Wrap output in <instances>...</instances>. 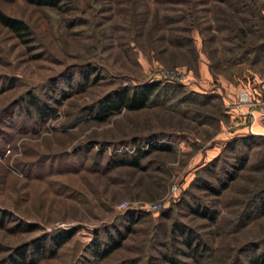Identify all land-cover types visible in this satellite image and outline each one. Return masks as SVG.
Listing matches in <instances>:
<instances>
[{
	"label": "rangeland",
	"instance_id": "rangeland-1",
	"mask_svg": "<svg viewBox=\"0 0 264 264\" xmlns=\"http://www.w3.org/2000/svg\"><path fill=\"white\" fill-rule=\"evenodd\" d=\"M193 1L196 60L169 42L170 28L181 23L171 25L166 15L187 8L171 0H65L56 11L0 3L30 32L18 38L0 26V211L7 213L0 261L18 246L32 248L43 234L69 229L72 235L51 253L49 244L43 253L30 249L28 264H247L264 251V214L256 206L264 198V135L241 142L245 133L233 131L225 108L254 69L234 63L240 52L234 29L248 13H235L233 0ZM254 1L264 18V0ZM250 22L243 25L246 46L259 42ZM257 25L264 29V20ZM149 82L160 85L146 107L97 114L118 88ZM28 94L54 112L39 118L26 105ZM151 135L173 150L153 151L143 170L104 169L107 157L144 146L126 142ZM242 156L244 167L218 196L199 189L218 188ZM172 184L177 191L162 200ZM121 202L128 203L124 211L117 210ZM149 203L161 205L150 212L143 208ZM202 208L215 212L214 223L194 212ZM130 209L138 217L132 231L97 260L93 243L124 232L122 214ZM175 225L204 245L198 262Z\"/></svg>",
	"mask_w": 264,
	"mask_h": 264
},
{
	"label": "trees",
	"instance_id": "trees-1",
	"mask_svg": "<svg viewBox=\"0 0 264 264\" xmlns=\"http://www.w3.org/2000/svg\"><path fill=\"white\" fill-rule=\"evenodd\" d=\"M16 1H22L27 5L38 7V8H46L49 10H61L63 4L65 5V0H0V3H14ZM214 3L224 4L225 0H213ZM235 2V10L234 12L237 14H243L244 12L248 13V19L253 20L256 18V22L259 24V21H263L264 18L260 16L258 10H256V4L254 0H233ZM174 3H180L181 5L186 6L187 8H175L173 10L174 13L166 15V20L171 25H179L181 26H172L170 30L173 34L169 38L170 44L174 48H182L189 55H191L193 60L197 59V50L195 47V39L193 37V31L197 28V20L194 15V1L193 0H171ZM175 5V4H174ZM229 7V4L228 6ZM176 11V12H175ZM248 19L238 18V24L235 27L234 32H238L237 35L233 36V39L238 41L237 49L240 51L239 56L235 59L234 63L246 64L250 68L255 69V65L262 60L263 52H264V29L257 31L255 27H257L256 22H250L249 26L254 31L253 34H256L259 42L256 44H252L251 46H246L244 39L246 38V31L243 28V25L248 23ZM0 26L5 28L7 31L14 34L16 37L21 38L23 36L29 35V27L25 22L20 19L10 17L6 15L0 8ZM178 32H182L183 34H178ZM260 33V34H259ZM233 63V64H234ZM212 68V66H211ZM259 69V68H258ZM86 75L89 73L86 72ZM160 83L159 82H149L144 83L138 86H134L131 88L128 87H120L115 90L113 93H110L105 100L101 101L98 105V113L97 114H106L110 113L112 110H117L123 107L127 111H136L146 107L151 100V98L155 95ZM204 101L212 100L213 98H209L207 96L198 95ZM26 105L31 108L39 118H43L54 112L50 107L45 106L43 103L41 104L36 100L31 94L26 96ZM185 101V99H183ZM200 106H204L207 102L199 103ZM221 107L217 106V109L221 113ZM104 112V113H103ZM204 117V116H197ZM192 118V117H190ZM202 118H198V122L203 123ZM256 138H263L262 136H254V135H245L241 136L240 141L244 144L248 142H253ZM160 136L151 135L144 139H136L133 138L130 141L126 142L127 145H147L146 148L140 149L136 148L132 153L121 152L116 153L107 157V160L103 163L104 169H111L119 166H127L137 170H143L145 168V164H142L143 159L149 156L153 151L157 152H170L173 150V146L170 144H166L163 142H157L161 140ZM143 147V146H140ZM236 165L234 168H231L230 172L225 177L223 182L219 183L218 188H212L207 184H203L199 189L206 190L208 193H211L214 196H218L220 192L226 189L229 182L234 179V175L236 172L241 170L246 162V157L242 156L237 158ZM262 167L264 168V155L261 158ZM161 165V164H160ZM159 166V165H158ZM199 187V186H198ZM257 213L258 215L264 214V198H259L257 201ZM194 212L203 218H207L211 223L215 222L216 215L215 212L208 211L206 209L194 210ZM6 212L0 211V227H4V222L6 219ZM137 212L134 210H126L124 214H122V219L125 221L124 232L120 233L116 230L115 234H106V240L104 243L95 241L94 247L92 248V255L95 256L97 260H102L107 255H109L112 251L118 249L121 246V243L124 241L126 235L132 231V225L136 222ZM163 215V214H162ZM17 226H15L16 228ZM25 227L30 228V225H25ZM174 226L173 232H180L184 235L183 242L185 243L190 256H192L197 262L201 258L202 252H204V245L201 244L197 240H193L189 232H184L183 230H179ZM73 230H58L56 232H51L48 234H43L41 237L37 238L33 241L32 248H29L27 244H23L21 246L13 249V254L10 255L7 261H0V264H28L26 257L29 250L31 249L32 253H43L44 247L49 244L52 249L50 253L60 247L64 242H66L69 237L72 235ZM101 245H104L101 246ZM2 250L0 246V251ZM29 251V252H28ZM247 264H264V251L257 253L248 259Z\"/></svg>",
	"mask_w": 264,
	"mask_h": 264
},
{
	"label": "built area",
	"instance_id": "built-area-1",
	"mask_svg": "<svg viewBox=\"0 0 264 264\" xmlns=\"http://www.w3.org/2000/svg\"><path fill=\"white\" fill-rule=\"evenodd\" d=\"M225 108L230 111L237 112L238 116L246 121L247 129L249 133H252L251 128L254 124H259L264 127V101L256 100L251 97L248 90L242 88L240 89L233 100L232 103H228L225 105ZM157 142H161L160 140ZM147 145L143 147L133 146L132 149L126 150L128 153H132L134 149L140 148L144 149ZM119 152V150H118ZM7 153V151H6ZM5 156V154L0 156V159ZM177 191V184H172L170 187L169 193L162 200L167 201L168 198L172 196L174 192ZM161 203H149L145 204L143 208L150 212H157ZM128 206L127 202H121L117 205L118 211H124Z\"/></svg>",
	"mask_w": 264,
	"mask_h": 264
},
{
	"label": "crops",
	"instance_id": "crops-1",
	"mask_svg": "<svg viewBox=\"0 0 264 264\" xmlns=\"http://www.w3.org/2000/svg\"><path fill=\"white\" fill-rule=\"evenodd\" d=\"M258 68L260 71L257 70ZM200 72L202 76L208 77L206 65L204 64L200 65ZM248 74H249V80L241 88L248 90L252 98L256 100H264V52H263L262 60L255 65V69L248 71ZM228 117H229L230 122L233 124L232 129L235 133H236V130H239L242 133H245V135L250 134L247 130V125L244 124V122L241 120L240 117H238L237 112L230 111L228 113ZM237 125H240V126H237ZM251 131H252L251 134L264 135V127L257 123L252 126ZM212 149H214V146L206 149L205 155L203 156V158L208 157L211 154Z\"/></svg>",
	"mask_w": 264,
	"mask_h": 264
}]
</instances>
